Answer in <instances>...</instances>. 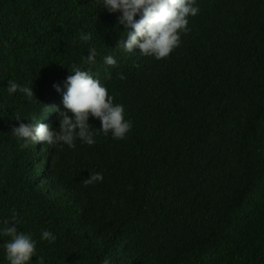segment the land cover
Listing matches in <instances>:
<instances>
[{
    "label": "trees",
    "instance_id": "16d2710c",
    "mask_svg": "<svg viewBox=\"0 0 264 264\" xmlns=\"http://www.w3.org/2000/svg\"><path fill=\"white\" fill-rule=\"evenodd\" d=\"M84 3L0 0V220L15 214L46 264H264V0H197L188 50L163 60L135 51L109 69V93L133 122L126 139L21 149L15 116L65 111L53 84L69 65L95 47L103 72L101 57L115 55L117 17L95 20ZM63 11L85 16L80 35L98 40H76ZM10 80L33 83L43 105L10 96ZM57 115L46 124L58 127ZM90 172L103 182L85 186ZM42 228L54 243L40 240Z\"/></svg>",
    "mask_w": 264,
    "mask_h": 264
},
{
    "label": "clouds",
    "instance_id": "9594fccd",
    "mask_svg": "<svg viewBox=\"0 0 264 264\" xmlns=\"http://www.w3.org/2000/svg\"><path fill=\"white\" fill-rule=\"evenodd\" d=\"M62 1L69 9H72L75 3L93 2L97 11L95 20H99L100 13H106L111 20L117 17L116 22H111V30H115L113 26H116L123 28L124 31L120 33V39L108 36L115 55L106 54L101 57L104 64L103 72L96 71L99 67L97 49L89 47L82 64L69 65L71 74L67 76L63 86L60 83L53 84L54 90L62 95L65 111L55 106L48 107L41 104L34 94L33 83L29 87L8 81L7 92L10 96L20 93L28 101L43 105V114L39 118L35 114L30 117H21L19 114L15 116L17 123L12 126L10 136L19 142L21 149H29L32 146L36 148L37 144L38 146L43 144L44 149L45 147L71 149L76 147L77 142L92 146L100 135H110L113 140L126 139L133 128V122L127 118L125 106L115 102V97L109 93L106 83L112 79L109 69L128 63L132 60L129 54L136 53L135 51H139L141 56L163 60L178 47L188 50L183 37L191 30L189 18L197 16L200 12L197 0ZM61 13L65 25L75 35L76 40L88 41L90 37L97 39V36L90 34L80 35L82 27H86L85 16L72 17L67 11ZM46 112L58 113V127L46 124ZM90 118L99 120L100 127L91 125ZM103 179V173L90 172V176L82 183L89 186L103 182ZM19 223L15 214L12 219L0 220V240L4 241L0 244V248L3 250L7 264H33V257H37L35 264H46L45 257L38 254L37 240L30 232L21 231L18 227ZM39 238L49 244L57 239L52 231L43 228ZM101 264H112V261L106 256Z\"/></svg>",
    "mask_w": 264,
    "mask_h": 264
},
{
    "label": "bare ground",
    "instance_id": "6f19581e",
    "mask_svg": "<svg viewBox=\"0 0 264 264\" xmlns=\"http://www.w3.org/2000/svg\"><path fill=\"white\" fill-rule=\"evenodd\" d=\"M47 113V112H46ZM50 115V114H49Z\"/></svg>",
    "mask_w": 264,
    "mask_h": 264
}]
</instances>
